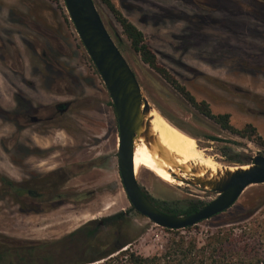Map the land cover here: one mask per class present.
<instances>
[{
	"label": "rangeland",
	"instance_id": "374dc122",
	"mask_svg": "<svg viewBox=\"0 0 264 264\" xmlns=\"http://www.w3.org/2000/svg\"><path fill=\"white\" fill-rule=\"evenodd\" d=\"M112 1L198 101H206L214 114L229 113L235 128L252 125L256 133L243 137L223 129L124 47L154 113L195 137L222 166L239 165L231 161L234 156L264 153V0ZM96 3L109 29L113 23L120 32L106 6ZM62 102H69L64 113L56 108ZM25 111L37 117L26 127ZM118 148L112 98L64 1L0 0V178L6 175L44 194L41 200L14 196L0 180V235L60 238L91 219L131 208ZM62 170L68 175L64 182L53 174ZM137 173L161 202L182 207L192 198L215 197L164 181L145 167ZM252 206L262 217L264 184L248 187L228 211L180 233L202 241L218 228L246 222L245 210ZM132 218L144 230L133 243L141 254L162 251L175 235L137 211ZM230 219L233 223H226Z\"/></svg>",
	"mask_w": 264,
	"mask_h": 264
},
{
	"label": "trees",
	"instance_id": "16d2710c",
	"mask_svg": "<svg viewBox=\"0 0 264 264\" xmlns=\"http://www.w3.org/2000/svg\"><path fill=\"white\" fill-rule=\"evenodd\" d=\"M100 1L121 27L119 32L113 23H109L122 51L127 47L140 55L144 63L223 129L243 137L256 133V128L252 125L244 129L235 128L231 124L229 113L214 114L206 101H198L160 63L144 32L112 0ZM230 159L245 163L241 155ZM53 174L61 182L68 177L63 170ZM0 180L11 195L27 196L36 200H41L44 195L36 188L15 182L6 175L1 176ZM148 197L161 210L174 215L194 213L206 203L202 199L192 198L179 207L174 202H161L149 194ZM29 209L36 210L33 207ZM257 209V206H252L245 210L243 221L247 220L246 222L218 228L209 232L202 241L180 233L182 230H191L194 226L182 229L165 228L166 231L174 233V237L169 239L162 251L144 255L133 248V243L144 230H139L134 224L132 212L136 210L132 206L100 219H91L60 238L22 240L0 235V264H264V212L261 217ZM227 221L226 223H233L231 219Z\"/></svg>",
	"mask_w": 264,
	"mask_h": 264
},
{
	"label": "water",
	"instance_id": "95a60500",
	"mask_svg": "<svg viewBox=\"0 0 264 264\" xmlns=\"http://www.w3.org/2000/svg\"><path fill=\"white\" fill-rule=\"evenodd\" d=\"M63 1L80 39L112 98L119 129L118 166L120 176L130 202L137 212L164 228L182 229L229 210L248 187L264 184V153L243 156L245 163L230 166L236 167V169L226 172L217 180L203 179L194 175L198 170L196 167L191 168L190 174L193 175H188V177L171 171L172 177L176 180L214 194L215 197L191 214L174 215L161 210L148 197V194H151L138 180L135 169V141L142 127L144 126L146 140L157 148L158 154L166 162L177 167L181 172H185L186 167L178 164L157 138L150 134L149 124L144 121V115L156 109L144 95L135 70L119 47L96 0ZM174 126L188 134L177 125Z\"/></svg>",
	"mask_w": 264,
	"mask_h": 264
},
{
	"label": "bare ground",
	"instance_id": "6f19581e",
	"mask_svg": "<svg viewBox=\"0 0 264 264\" xmlns=\"http://www.w3.org/2000/svg\"><path fill=\"white\" fill-rule=\"evenodd\" d=\"M144 121L149 124L150 134L155 136L165 147L167 153L173 156L178 164L186 167V170L181 172L180 169L166 162L158 154L157 148L146 140L143 126L135 141L134 163L136 172L145 167L164 181L182 183V181L172 177L171 171L180 176L188 177V175H193L190 174L191 168L196 167L198 170L194 175L203 179L217 180L226 172L236 169V167H225L215 162L205 154L204 149L198 145L194 137L182 132L166 118L155 114L153 110L144 115Z\"/></svg>",
	"mask_w": 264,
	"mask_h": 264
},
{
	"label": "flooded vegetation",
	"instance_id": "af4514ba",
	"mask_svg": "<svg viewBox=\"0 0 264 264\" xmlns=\"http://www.w3.org/2000/svg\"><path fill=\"white\" fill-rule=\"evenodd\" d=\"M56 108H57V111H59L60 113H64L68 110L69 108V102H62V103H59L56 105ZM27 112L25 111V113H22L21 114V120L23 122V125L26 127L29 120H32V121H37V117L35 116H28V114H26ZM41 119L39 120V122H43L44 119H42V117H40ZM21 122V123H22ZM25 129V128H24Z\"/></svg>",
	"mask_w": 264,
	"mask_h": 264
}]
</instances>
